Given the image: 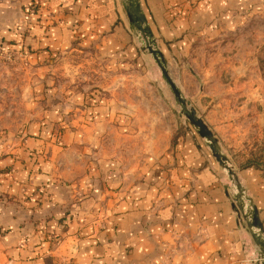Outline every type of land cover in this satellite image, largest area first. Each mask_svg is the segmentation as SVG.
I'll use <instances>...</instances> for the list:
<instances>
[{"label": "crops", "instance_id": "0c3cea01", "mask_svg": "<svg viewBox=\"0 0 264 264\" xmlns=\"http://www.w3.org/2000/svg\"><path fill=\"white\" fill-rule=\"evenodd\" d=\"M139 1L176 83L221 148L230 147L241 135L232 131L239 121L231 113L257 109L258 87L250 86L245 106L236 75L224 82L222 75L242 70V53L227 56V41L264 13V0ZM136 37L124 0H0V47L16 60L0 63V95L12 89L3 80L11 73L25 80L18 88L29 99L19 127L0 115V264L259 260L234 194L190 129L174 136L178 126L169 127L167 118H129L107 98L99 118L60 115L64 130H49L50 94L61 89L45 81L49 67L64 53L94 47L106 70L141 74L146 62ZM67 88L58 93L63 108L85 99L65 94ZM233 162L264 228V168Z\"/></svg>", "mask_w": 264, "mask_h": 264}, {"label": "rangeland", "instance_id": "374dc122", "mask_svg": "<svg viewBox=\"0 0 264 264\" xmlns=\"http://www.w3.org/2000/svg\"><path fill=\"white\" fill-rule=\"evenodd\" d=\"M132 28L137 36L135 40L136 44L144 54L146 62L144 72L141 74L113 73L106 70L105 64L96 58L94 47L84 48L81 51L74 49L69 54L64 53L59 60L49 67L46 72H48L47 77H50L47 78L45 76V81L50 86L53 84V88L56 89H63L67 86L65 94H68L69 91L75 99H79V95L81 96L83 93L85 95V99L80 100V104L78 103L76 107L63 108V106L59 105L61 98L58 93H62L61 89L60 91H53L50 94L51 117L47 118L46 116L44 118L45 120H49L51 124L49 130L52 129V131H57V133L61 132L62 129L64 130V125L62 124L64 119L59 118L60 115L61 117L66 115L69 118H75V115L81 114L85 121L99 118L101 112L98 105L102 101L103 103L100 104L106 106L105 100L107 98L110 99L114 108L117 106L115 109L120 110L117 113L121 112V114L129 116V118H141V120H145L147 123L148 121H155L157 118H167L166 121L169 127L175 128L178 126V129L174 132V136L180 134L184 128L185 130L188 128L195 133L200 140L201 146L206 150L214 165H216V170L220 173L221 178L228 183L230 191L235 194V183L229 179L227 171L218 166V162L212 155L206 141L182 114L180 106L176 103L173 94L162 77L160 68L152 55L144 49V45L133 25ZM233 36L237 37L238 40L233 38ZM229 37L226 55L231 56L234 51L240 50L242 55L237 60V63L242 64V70H237L236 72L230 70L227 74L222 75V79L224 82L231 81L234 83L235 79L232 80L231 78L232 75H236V86L239 90L242 88L243 95L239 102L243 101L245 106L246 102H250V86L253 84L254 87H258L257 94H253V100L257 102L258 107L252 112H249L245 107L243 112L240 110L239 112L234 111L231 113L233 118L239 121L236 122L237 125L235 124L237 130L233 129L232 131L233 133L237 131L241 135L237 139H232V147L226 148L225 146L222 150L229 157L233 165H235V162H233L235 159L237 164L245 166L252 162L260 164L264 168V13L248 18L242 24V28L236 32V35L232 34ZM13 61L16 60L14 59ZM13 61H8L4 58L0 59V63L7 62L12 63V65ZM5 66H9L12 71L11 67L13 66L6 64ZM169 71L179 84V76L174 73L172 67H169ZM0 74L2 73L0 72ZM3 80L4 86L12 89L7 90L4 87L5 90L1 92L0 99H3L2 103L4 107L0 111V115L10 118L11 124L9 125H12L14 128L15 126L19 127L21 123L18 120L25 118V112L29 111V106L23 105V102H29V99L25 101L26 92L18 88V85L22 83L19 81L25 80H20V77L17 78L16 75L11 73L4 76ZM138 84L146 85V90L137 92L136 86ZM128 88L129 90H127ZM253 90L255 91L256 89L253 88ZM125 95H129V97L126 99ZM141 95H143V98L140 97ZM236 105H238V102ZM162 120L164 124V119ZM85 121L81 123L90 124ZM66 126L69 127L68 124ZM10 130L13 131L15 129L10 128ZM96 178L99 184L103 183L102 175L96 176Z\"/></svg>", "mask_w": 264, "mask_h": 264}, {"label": "water", "instance_id": "95a60500", "mask_svg": "<svg viewBox=\"0 0 264 264\" xmlns=\"http://www.w3.org/2000/svg\"><path fill=\"white\" fill-rule=\"evenodd\" d=\"M124 1L130 22L138 32V36L144 45V49H146L152 55L154 61L160 68L162 77L173 94L176 103L180 106L182 114L188 119L189 123L195 127L198 134L206 141V144L211 150V153L215 157L216 161L227 171L229 179L235 183L236 192L233 196L234 206L237 212L246 221L254 242L260 248V257L259 260L255 262V264H264V228L257 207L253 204L251 198L246 195L229 157L223 152L214 132L206 124L204 119L197 113L196 109L185 97L181 88L171 75L168 68V63L158 46L157 40L142 10L140 1Z\"/></svg>", "mask_w": 264, "mask_h": 264}, {"label": "built area", "instance_id": "2783aa9c", "mask_svg": "<svg viewBox=\"0 0 264 264\" xmlns=\"http://www.w3.org/2000/svg\"><path fill=\"white\" fill-rule=\"evenodd\" d=\"M0 57L8 61H13L15 59V53L12 50H2L0 49Z\"/></svg>", "mask_w": 264, "mask_h": 264}, {"label": "trees", "instance_id": "16d2710c", "mask_svg": "<svg viewBox=\"0 0 264 264\" xmlns=\"http://www.w3.org/2000/svg\"><path fill=\"white\" fill-rule=\"evenodd\" d=\"M0 49L4 50L2 47H0ZM250 164L258 165L257 163H252V162L247 165H250Z\"/></svg>", "mask_w": 264, "mask_h": 264}]
</instances>
